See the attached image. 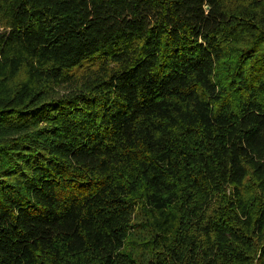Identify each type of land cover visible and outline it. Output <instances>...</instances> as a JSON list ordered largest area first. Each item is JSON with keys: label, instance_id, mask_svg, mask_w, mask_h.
Masks as SVG:
<instances>
[{"label": "trees", "instance_id": "obj_1", "mask_svg": "<svg viewBox=\"0 0 264 264\" xmlns=\"http://www.w3.org/2000/svg\"><path fill=\"white\" fill-rule=\"evenodd\" d=\"M0 264H264V0H0Z\"/></svg>", "mask_w": 264, "mask_h": 264}]
</instances>
